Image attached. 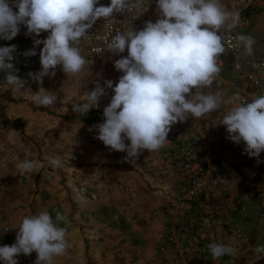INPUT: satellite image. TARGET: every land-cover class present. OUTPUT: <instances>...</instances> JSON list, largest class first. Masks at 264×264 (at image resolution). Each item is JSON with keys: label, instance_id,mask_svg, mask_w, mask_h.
<instances>
[{"label": "clouds", "instance_id": "1", "mask_svg": "<svg viewBox=\"0 0 264 264\" xmlns=\"http://www.w3.org/2000/svg\"><path fill=\"white\" fill-rule=\"evenodd\" d=\"M140 2L110 0L105 6L99 0H0V39L12 40L21 25L26 27L27 36L49 33L46 39H34L33 48L23 53L26 57L35 56L36 46L43 45L39 53L42 70L28 73L38 84L42 85L46 76L54 77L58 65L68 78L91 74L90 64L79 47L90 36L88 30L100 18L110 27L114 13L131 11ZM156 6L159 18L147 21L142 30L112 29L105 33L107 51L120 55L127 49V56L114 62V68L123 75L115 86L110 79L104 81V86L97 81L81 102L73 104L72 110L85 116L100 107L106 89H111L114 95L103 108V122L89 131H97L96 139L110 150L126 152L125 159L135 164L144 150L158 151L169 142L172 125L189 116L204 117L222 104H233L221 123L226 126L227 138L236 144L243 141L245 153L258 159L264 151V95L237 103L241 100L238 93L225 100L220 92L200 91L210 87L221 72V55L227 51L226 33L240 25V13L229 10L222 0H156ZM234 41L228 39L230 47L242 45L245 55H253L254 37L240 34ZM16 49L14 44L0 47V72L5 74V83L12 86V94L22 97L30 93L39 106L54 105L56 92L43 87L37 92L26 88L28 81L18 76L13 63ZM126 140L130 143L126 144ZM47 159L53 169L65 166L60 157ZM36 166V161L29 160L17 165L26 173H33ZM65 219L60 211H56L55 218L48 211L25 216L15 243L0 246V264H18L16 257L34 251L35 264H52L69 247L67 229L60 226ZM208 249L213 260L236 254V248L223 243H210ZM254 251L259 254L258 259L264 257V245H257Z\"/></svg>", "mask_w": 264, "mask_h": 264}, {"label": "rangeland", "instance_id": "2", "mask_svg": "<svg viewBox=\"0 0 264 264\" xmlns=\"http://www.w3.org/2000/svg\"><path fill=\"white\" fill-rule=\"evenodd\" d=\"M252 16L245 35L255 38L254 52L264 57V9ZM33 43L34 40L24 43V52L32 49ZM42 47V44L36 46L35 56H24L25 62L17 74L28 81L26 88L32 92L39 91L40 87L56 92L58 98L54 105L39 106L32 101L30 93L22 97L13 95L12 86L3 82L4 75H0L3 87L0 111L6 117L5 121L18 125L17 132L24 135L16 144L17 154L24 160L39 158L33 176L40 186L39 208L37 212L25 211L24 217L41 211H48L53 218L56 211L65 216L60 226L67 229L69 247L67 253L55 257L52 264H165L159 248L164 244L172 217L166 212L168 196L156 181L161 179L160 173L167 164L166 170L171 171L166 173L171 180L170 203L176 200L179 190L178 177L166 157V145L158 151L144 150L133 164L125 159L126 152L110 150L95 138L98 132L89 129L103 122V108L114 95L111 89H106L107 95L101 98L98 109H91L85 116L72 110L73 104L81 102L97 81L102 86L108 79L114 82L113 86L118 83L123 73L114 68V62L121 57L111 55L91 59L88 61L91 74L85 72L76 77L68 78L62 67L56 68L55 76L44 77L41 85L31 80L28 73L42 70L39 56ZM225 67L229 72L232 60ZM50 156L60 157L65 166L53 169L47 159ZM21 171L17 173L20 182ZM233 182L232 178H225L224 187L229 190ZM2 186L0 180V190ZM154 190L160 191L161 196H150V191ZM35 193V185L30 189L28 183L18 195L35 201ZM18 213L17 210L8 213L9 222ZM21 222L18 221L17 226L4 227L19 231ZM247 230L253 238V254L242 260L231 256L226 260L223 256L218 259V264H264V257L258 259L259 254L254 251L257 245H264V226L250 221ZM220 231L217 221L202 228L205 238L216 243H219ZM16 259L18 264H35L37 253L34 251Z\"/></svg>", "mask_w": 264, "mask_h": 264}, {"label": "built area", "instance_id": "3", "mask_svg": "<svg viewBox=\"0 0 264 264\" xmlns=\"http://www.w3.org/2000/svg\"><path fill=\"white\" fill-rule=\"evenodd\" d=\"M108 5L110 0H99ZM136 3V0H132ZM229 9L240 13L241 23L226 33V53L221 55L222 70L210 87L201 88L204 93L220 92L225 100L239 94L241 100L251 101L264 95V57L258 53L245 55L244 48L230 47L227 42L240 34H246L251 26L252 15L264 9V0H222ZM99 6V5H97ZM18 11V9H13ZM142 13L137 17V15ZM137 17V18H136ZM159 18L156 0H141L139 7L125 13H114L110 27L100 18L91 29L88 39L81 41L82 55L89 61L103 56L114 55L106 50L104 35L115 29L126 31L133 28L142 30L147 21ZM19 34L12 40L0 39V47L16 45V69L25 62L24 43L34 39H46L48 32L25 35L27 29L21 25ZM115 32H113V35ZM127 49L119 57L127 56ZM232 60L228 72L225 64ZM58 65L56 68H61ZM5 75L0 72V75ZM228 74V77L226 75ZM3 79V78H2ZM3 82L4 79H3ZM2 85H0V89ZM193 94L195 89L192 90ZM187 98V97H186ZM233 104H222L220 109L201 118L189 116L184 122L171 126L166 143V157L172 171L178 177V197L167 206L172 220L167 228L164 244L159 254L165 264H209L212 259L207 240L202 233L205 224L219 222L221 235L219 243L236 248L235 256L247 259L253 249V238L247 230L250 221L264 226V151L259 158L248 156L245 143L239 144L228 139L224 116ZM232 178V188L224 187V179ZM17 233L8 227L0 230V243L11 246ZM20 254L16 258H20ZM228 256V255H227Z\"/></svg>", "mask_w": 264, "mask_h": 264}, {"label": "crops", "instance_id": "4", "mask_svg": "<svg viewBox=\"0 0 264 264\" xmlns=\"http://www.w3.org/2000/svg\"><path fill=\"white\" fill-rule=\"evenodd\" d=\"M3 89V87H2ZM0 89V90H2ZM3 112L0 111V180L3 183L2 189L0 190V230L4 226L11 225L17 226L19 222L22 221L24 217L25 211H35L37 212V208H39V194H40V186L38 181H36V177L33 178V173H25L21 171V182L17 181V173L20 172L17 165L24 161L23 156L17 154V147L18 141H21L24 138L22 133L17 132L19 127L18 125L8 124L5 120L6 117ZM2 121H4L2 123ZM34 159V158H32ZM29 161H39V158H35V160ZM168 167L165 166L163 172L160 173L161 179L156 181L157 186L164 189L162 192L166 193L165 196H168V202L170 204L171 200V193H168L169 184H171V180H169V175L167 172H171L169 169L166 170ZM148 168V167H147ZM147 170V169H146ZM145 173V172H144ZM172 175V173H170ZM175 175V174H174ZM145 176V174H144ZM173 179V177H171ZM24 180V182H22ZM26 182V183H25ZM28 183H30V189H33L34 185L36 188V197L35 201H29L28 198L24 199L19 197L18 193L20 190L25 187H28ZM167 188V189H166ZM33 194V193H31ZM161 192L158 190H154L153 192L150 191V196H161ZM170 199V200H169ZM27 203V204H26ZM35 203V204H34ZM169 204H166L167 206ZM27 205V206H25ZM18 211V214H15V217L9 222L10 214L13 211ZM216 224V223H215ZM12 232L18 233L16 229H11ZM221 233V231H220ZM225 259H229L227 255L224 256ZM218 259L213 260V258L209 261V264H218Z\"/></svg>", "mask_w": 264, "mask_h": 264}]
</instances>
